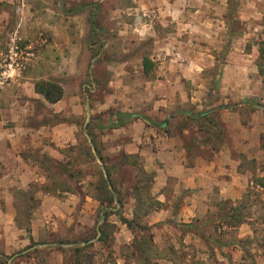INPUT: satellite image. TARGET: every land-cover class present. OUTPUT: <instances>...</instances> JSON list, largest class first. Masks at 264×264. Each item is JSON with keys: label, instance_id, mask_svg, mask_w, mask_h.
<instances>
[{"label": "rangeland", "instance_id": "obj_1", "mask_svg": "<svg viewBox=\"0 0 264 264\" xmlns=\"http://www.w3.org/2000/svg\"><path fill=\"white\" fill-rule=\"evenodd\" d=\"M134 113L181 138L189 165L231 152L243 197L191 223L160 214L146 150H123L132 121L109 128ZM97 152L120 200L108 216ZM263 185L264 0H0V264H238L237 244L240 264H264Z\"/></svg>", "mask_w": 264, "mask_h": 264}, {"label": "crops", "instance_id": "obj_2", "mask_svg": "<svg viewBox=\"0 0 264 264\" xmlns=\"http://www.w3.org/2000/svg\"><path fill=\"white\" fill-rule=\"evenodd\" d=\"M132 117H136V119L129 125L135 130L134 133L137 130L138 133L135 139L132 137L135 136L134 133H130L132 141L126 142L123 145V150L128 154L140 153L141 155L144 152L143 149L146 150L144 152L147 156L145 157V168L155 174L153 185L157 190V199L163 205L160 214L161 212L162 215L170 213L173 216L174 214L181 217V222L191 223L197 221L203 215L211 213L215 201L220 202L229 199L238 201L243 197L248 181L240 172V163L234 159L231 152L222 149L208 158L198 156L194 163L189 165L181 138L168 137L166 133H157L152 127L153 124L148 122L142 115L134 113ZM14 136L15 133H12L10 138L13 139ZM138 138L139 141H137ZM143 138L152 143L151 153L147 152V147H140ZM54 139L55 137L52 141ZM66 141H70L69 138ZM134 141H137L138 144H135ZM60 144V141H58L57 145ZM15 154L12 157L16 156L17 159L22 161L19 153ZM182 192L188 194L182 198V202L180 201V213L176 215L172 206L177 203V200L179 201ZM167 193L170 195L168 196ZM169 217L171 218V216ZM252 235L253 231L251 229L250 232L249 230H242L241 237H252ZM236 246L237 250L233 253V260H238V264H240L244 262L246 250L241 245L237 244ZM252 250L261 253L262 247L255 245ZM260 255L258 254L255 258L260 257ZM259 261L261 260L258 258L256 262L259 263ZM261 262L263 263V260Z\"/></svg>", "mask_w": 264, "mask_h": 264}, {"label": "trees", "instance_id": "obj_3", "mask_svg": "<svg viewBox=\"0 0 264 264\" xmlns=\"http://www.w3.org/2000/svg\"><path fill=\"white\" fill-rule=\"evenodd\" d=\"M144 70L145 72H148V70L151 68L150 67V62L149 60L145 59L144 60ZM35 91L36 93L42 95L44 97V99L50 103V104H55L57 102H59L62 97H63V89L55 84V83H50V82H40L37 83L35 85ZM246 103H248L250 105V107L252 108H260L259 105L257 104H253L252 101L250 100H246ZM199 118H203L205 119V115L199 114L198 116ZM112 123L110 125V129H115V128H119L121 126H123L125 123L129 122V121H133L136 119V117H132V115H127V114H117L116 117H112ZM147 120H149L153 125L154 122H152L149 118H146ZM215 150V148H214ZM98 153V160H100V162H102L103 164V168L105 170V174H104V178L103 181L101 183L100 186H98L97 190L100 192V195H98L96 198L98 201L101 202V204L103 205V211L105 213L106 216H108V213H113V210L109 209L108 207L110 205H112L113 202H115V198L119 200V197L117 196L116 193V189L113 186L112 183V179H111V173L110 171L105 167V162L104 159L99 155ZM107 176V178H106ZM264 187V185L262 186ZM136 190H138L139 188L135 187ZM115 214L118 215L120 221L126 225L129 229H133V225H132V221H129L128 219H126L125 217H123L122 213L120 212V210L115 211ZM240 223H242V221H240ZM187 226V225H186ZM26 231L28 233H30V239L32 240V236H31V229L30 227L26 228ZM104 236V233L102 232V235L100 237V239ZM33 241V240H32ZM144 255V254H142ZM143 261H147L146 258L142 256Z\"/></svg>", "mask_w": 264, "mask_h": 264}, {"label": "water", "instance_id": "obj_4", "mask_svg": "<svg viewBox=\"0 0 264 264\" xmlns=\"http://www.w3.org/2000/svg\"><path fill=\"white\" fill-rule=\"evenodd\" d=\"M163 126H165V124Z\"/></svg>", "mask_w": 264, "mask_h": 264}]
</instances>
